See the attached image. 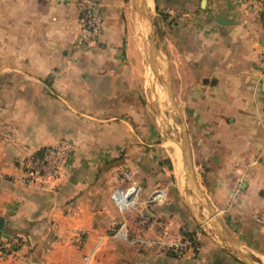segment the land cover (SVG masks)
Listing matches in <instances>:
<instances>
[{
  "label": "crops",
  "instance_id": "1",
  "mask_svg": "<svg viewBox=\"0 0 264 264\" xmlns=\"http://www.w3.org/2000/svg\"><path fill=\"white\" fill-rule=\"evenodd\" d=\"M96 1L102 32L81 47L74 0H0V240L21 239L10 254L0 247V264L264 263V0ZM153 7L161 55L144 40ZM145 49L207 130L195 135L205 177L185 181L187 196L168 193L162 166L147 175L164 147L152 144ZM63 139L74 151L56 186L22 185L20 163ZM183 232L196 249L173 255Z\"/></svg>",
  "mask_w": 264,
  "mask_h": 264
},
{
  "label": "rangeland",
  "instance_id": "2",
  "mask_svg": "<svg viewBox=\"0 0 264 264\" xmlns=\"http://www.w3.org/2000/svg\"><path fill=\"white\" fill-rule=\"evenodd\" d=\"M124 3L125 5H127V8H128L130 1L128 2V0H124ZM141 4L142 3L138 1L136 3V6L139 7V9L140 7L143 8V5L141 6ZM147 11H148L146 12L147 17L145 16L143 19V21H145V24H146L145 29L147 30V33H146L147 35L144 36V40H147L146 44L151 46L154 52L150 49H145V51H143L144 58L146 61L145 66L147 70V79H148V83L146 84L151 85V88H153L152 94L148 89L149 91L148 95L150 97L149 100H150V105H151L150 107H151L152 116L154 120L153 121L154 126L157 132L159 133V134H153L154 139L152 140V144L153 146L162 144L164 148L158 149L157 151L158 153L153 154V159L154 158L157 159L156 162L158 163V165H153L156 167V169L150 171L148 168H146V171L148 172L147 174L148 178L155 179L156 175L154 173H156V171H158L159 168L162 166L164 169V174L165 176H167V179H169V182H170L169 187H168V193H170V195H175L176 191H175L174 186L177 185L180 191L184 195L187 196V193L185 191H187L186 189L188 188L190 189V187L188 188L184 187L185 181L186 182L189 181V179L192 178V175H194L195 179L196 178L204 179L205 177V172L201 170L200 164L203 162L204 164H208L209 159H208V156L205 157L204 155L199 153L201 150L199 148V145L201 146L202 141L199 140L195 135L199 134L201 137H204L205 136L204 131H207V130L205 126L200 123L196 125L192 124V117L187 110L188 108L184 105L185 104L184 103L185 101L183 100L184 92L182 90L184 85L182 84L181 80L177 79V76L174 78V80L172 81L173 83L172 85L174 87L173 89L170 83L169 75L164 76V74H162V77L165 78V82L162 83L159 80L160 78H158V76L152 74L150 70L151 64L149 62V54L150 52H153V54L158 53V55H161V51H163L164 53V51L166 50V47L163 42L164 41L163 35L167 33L166 32L167 30L162 27L163 15H161L157 9L155 10L153 7L152 9L147 10ZM137 13H139V10H137V12H135L134 15ZM133 19L135 22V26L136 27L139 26L141 23L140 20H138L135 16L133 17ZM135 32L138 35L144 33L141 29H137V28L135 29ZM157 62L159 66L161 67L162 63H161L160 57H158ZM175 67L176 65H174V68ZM164 68L166 67L164 66ZM166 85H168L169 87V90H168L169 100L167 101L164 97V90H163L166 88ZM156 96L161 97L163 103H161L160 101L157 102ZM171 97L175 98L176 100H174ZM184 145L186 146L188 150V155H187L188 163L191 164V168L192 166L194 167V171L193 169H191L190 172H188L186 170L187 165H185L184 161L182 160V151H183L182 149ZM174 151H176L178 155V160L180 161L178 165H176V160L175 158H173ZM142 163L144 164L148 163V159L147 160L143 159ZM173 169L176 172L174 173L175 179L172 177V173H171ZM147 172H142V173L140 172V173L142 174V177H145L146 175L144 174ZM186 185L191 186L189 184H186ZM188 233L190 234V232ZM20 240L21 239H19L18 241L21 242ZM1 242H2V237H1L0 243Z\"/></svg>",
  "mask_w": 264,
  "mask_h": 264
},
{
  "label": "built area",
  "instance_id": "3",
  "mask_svg": "<svg viewBox=\"0 0 264 264\" xmlns=\"http://www.w3.org/2000/svg\"><path fill=\"white\" fill-rule=\"evenodd\" d=\"M78 11L79 34L76 43L81 47H90L99 40L103 28L101 6L96 0H74ZM258 62L264 74V48L258 55ZM74 146L63 139L48 146L39 155H31L20 163L17 180L26 187H35L41 191H50L61 180L66 160L73 154ZM197 238L183 232L168 245V251L177 256L193 253ZM21 243L16 239H2L1 250L12 253Z\"/></svg>",
  "mask_w": 264,
  "mask_h": 264
},
{
  "label": "water",
  "instance_id": "4",
  "mask_svg": "<svg viewBox=\"0 0 264 264\" xmlns=\"http://www.w3.org/2000/svg\"><path fill=\"white\" fill-rule=\"evenodd\" d=\"M182 150H183L184 164L187 165V167L189 168V163H188V158H187L188 150L185 145L183 146ZM188 172H190V168ZM4 237H7V235H4Z\"/></svg>",
  "mask_w": 264,
  "mask_h": 264
},
{
  "label": "bare ground",
  "instance_id": "5",
  "mask_svg": "<svg viewBox=\"0 0 264 264\" xmlns=\"http://www.w3.org/2000/svg\"><path fill=\"white\" fill-rule=\"evenodd\" d=\"M141 2H142V3H144V1H143V0H141ZM158 57H159V56H158ZM158 57H157V61H158ZM157 63H158V62H157ZM154 85H155V84H154ZM173 140H174V139H173ZM176 144H177V143H176ZM167 146H168V145H167ZM168 152H169V150H168ZM170 152H171V151H170ZM172 153H173V152H172ZM172 153H171V154H172ZM173 155H174V157H173V158H175V159H178V155L176 154V152H175V151H174ZM178 183H179V182H178ZM178 183H177V184H178ZM261 258H262V257H261ZM260 261H261V260H260ZM262 263H263V262H262Z\"/></svg>",
  "mask_w": 264,
  "mask_h": 264
},
{
  "label": "trees",
  "instance_id": "6",
  "mask_svg": "<svg viewBox=\"0 0 264 264\" xmlns=\"http://www.w3.org/2000/svg\"><path fill=\"white\" fill-rule=\"evenodd\" d=\"M3 232L5 233V229L3 228V224L0 222V234ZM5 234H7V233H5ZM8 237L12 238L10 234H8Z\"/></svg>",
  "mask_w": 264,
  "mask_h": 264
}]
</instances>
